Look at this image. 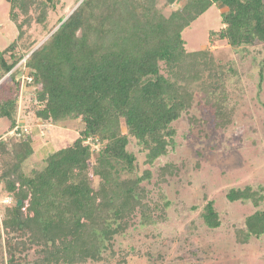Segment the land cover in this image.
Listing matches in <instances>:
<instances>
[{"label": "trees", "instance_id": "1", "mask_svg": "<svg viewBox=\"0 0 264 264\" xmlns=\"http://www.w3.org/2000/svg\"><path fill=\"white\" fill-rule=\"evenodd\" d=\"M4 1L16 36L0 49V118L9 122L6 135L17 123L30 133L0 134V185L11 200L0 219V264H130L135 257L167 264V246L157 244L155 253L148 240L167 220L170 202L160 188L176 166L155 162L175 146L177 121L186 120L189 133L204 129L206 121L191 113L195 98L222 130L243 87L232 61L208 48L189 50L183 32L220 6L221 27L208 32V43L224 42L247 58L250 47L264 45V0H79L69 15L52 0ZM32 23L48 36L40 45ZM19 75L30 81L21 84ZM31 111L39 132L77 122V137L30 161L33 133L17 118ZM130 140L144 154L141 173ZM146 185L157 189L155 198ZM226 199L255 208L232 225L235 242L264 240V187L231 188ZM205 201L199 219L215 235L220 213Z\"/></svg>", "mask_w": 264, "mask_h": 264}, {"label": "rangeland", "instance_id": "2", "mask_svg": "<svg viewBox=\"0 0 264 264\" xmlns=\"http://www.w3.org/2000/svg\"><path fill=\"white\" fill-rule=\"evenodd\" d=\"M52 1L56 7L63 9V14L67 15L80 3L79 0ZM9 8L7 2L0 0V49L7 46L16 36L15 27L9 21ZM177 8L178 6L174 7ZM220 8L216 5L209 8L183 32V38L191 51L208 48L215 58L232 61L240 72L243 87L240 93H234L232 96L234 107L232 123L222 130L213 128L212 117L205 107L197 104L199 101L195 98L191 113L198 119L206 121L207 124H202L204 129L197 128L193 133H189L186 120L177 121L174 124L175 146L169 149L166 156L155 162L156 166L167 163L176 166L174 176H168L160 188L170 202V207L166 210L167 220L161 222L154 231L156 238L152 240L153 242L148 240V244L155 246V253L157 244L162 249L167 246L168 251L165 254L167 264H185L187 260L194 263L197 259H203L205 264H264V240L258 241L259 243L252 241L250 244L238 245L232 236V225L240 226L243 219L254 212L255 208L248 201L229 203L226 199V194L231 188H243L246 185H251L254 189L264 187V81L261 89L257 88V75L264 62V45L250 47L251 55L243 58L238 49H233L224 42L208 43V32L221 27ZM164 12L168 15L169 10ZM58 17L59 14L51 15L53 21ZM37 26L32 23L29 29V32L33 31L34 34L32 40H35V37L38 40L42 38V35L37 33L39 30ZM47 37L42 38L38 44H42ZM25 59L26 57L21 62L23 63ZM19 70L23 71V66L17 71ZM21 76L19 75L18 79L20 78L19 82L22 84ZM29 105L30 99L25 98L23 110H28L25 108ZM32 113L31 111L28 114L27 119L20 116L17 118L30 127L33 133L31 146L34 152L30 161L42 162L48 152L46 147L58 150L77 137L79 128L77 122H67L56 128L43 126L41 128L45 134H40ZM8 124L7 119L0 118V134L3 137L6 135ZM34 130H37L35 134ZM199 130H202L201 133ZM88 143L95 150L100 147L94 141L89 140ZM127 149L135 154L141 173L144 170V154L138 150L134 140H130ZM93 180V185L96 186V179ZM146 187L155 198L157 189L154 185ZM205 200H214L220 213L222 225L215 235L203 227L199 219V211ZM10 202V198L0 185V219L5 206ZM261 207L264 208V202ZM194 236H198L195 239L199 242L198 245L191 243ZM162 239L166 244H161ZM196 251L198 258L191 255ZM130 264H145V258L135 257Z\"/></svg>", "mask_w": 264, "mask_h": 264}, {"label": "built area", "instance_id": "3", "mask_svg": "<svg viewBox=\"0 0 264 264\" xmlns=\"http://www.w3.org/2000/svg\"><path fill=\"white\" fill-rule=\"evenodd\" d=\"M24 80L30 81V78H25L22 76L21 77L22 83ZM21 131H23V132H21ZM25 133H30L29 129L25 126L22 127L17 123L16 126L11 131H9L8 134L5 136L20 137L21 134H25Z\"/></svg>", "mask_w": 264, "mask_h": 264}, {"label": "crops", "instance_id": "4", "mask_svg": "<svg viewBox=\"0 0 264 264\" xmlns=\"http://www.w3.org/2000/svg\"><path fill=\"white\" fill-rule=\"evenodd\" d=\"M38 131H40V130L38 129ZM36 132H37V130H34V134H35ZM40 133H41V134H44V132H40ZM49 134H50V132H49ZM37 135H38V133H37ZM37 135H36V136H37ZM46 149L48 150V152L53 151L52 149H49V147H46ZM44 150H45V148H44ZM47 150H46V151H47ZM46 151H45V152H46ZM48 152H47V153H48Z\"/></svg>", "mask_w": 264, "mask_h": 264}]
</instances>
